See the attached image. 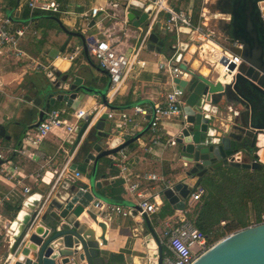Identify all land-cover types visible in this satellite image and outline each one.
Masks as SVG:
<instances>
[{"label": "water", "instance_id": "95a60500", "mask_svg": "<svg viewBox=\"0 0 264 264\" xmlns=\"http://www.w3.org/2000/svg\"><path fill=\"white\" fill-rule=\"evenodd\" d=\"M215 9L229 16V21L218 20L217 30L229 43L242 46V49H231L233 54L241 57L242 64L233 77L218 72L208 77L199 74L196 67L189 70L187 60L180 64V68L189 71L192 77L189 81L174 80L185 94L183 113L187 116L177 124L176 147L181 160L192 165L186 176L196 179L194 187H199L208 171L221 167L264 170V164L257 162L260 158L259 136L264 134V0H219ZM147 18L148 14L138 9H132L129 14V20L136 27L145 24ZM55 20L67 34L83 42L84 53L88 56L84 35L69 31L58 18ZM70 41L67 40L61 49L54 48L49 52L54 62L47 69L42 67L44 76L26 93L27 101L39 110L38 121L31 128L38 127L45 114L58 103L77 109L93 92L86 84V69L70 64L66 70L62 67L65 71L61 69L65 61L60 55L65 53ZM150 41V50L161 53L165 42L156 34L151 35ZM234 69L235 65H232L231 70ZM106 93H99L97 98L109 109H115L109 105ZM229 107L238 115L229 113ZM142 127L149 130L150 123H144ZM114 134V126L106 113L96 121L94 116L87 115L84 122L79 123L77 139L71 147L74 159L70 170L85 174L87 165L93 163L94 172L102 159L128 148L143 136V132L131 131V137L122 145L106 149V143ZM0 137L10 138L2 124ZM238 152L244 153L246 162L229 161ZM100 188L99 183L89 188L74 185L58 192L48 204L37 200L25 204L24 217L14 221L16 231L10 247L11 263L70 264L72 260H78L85 264H105L100 247L107 244L108 226L99 221L96 211L101 203L97 196ZM163 196L174 210L184 212L190 196L189 185L182 181L175 183L164 191ZM82 215L85 223L77 221ZM132 216L137 217V212ZM143 218L150 233L148 237L156 248L150 264H162L161 237L149 217L144 215ZM92 223L102 230L97 240L95 232L88 227ZM192 264H264V223L223 238Z\"/></svg>", "mask_w": 264, "mask_h": 264}, {"label": "built area", "instance_id": "2783aa9c", "mask_svg": "<svg viewBox=\"0 0 264 264\" xmlns=\"http://www.w3.org/2000/svg\"><path fill=\"white\" fill-rule=\"evenodd\" d=\"M209 1L204 0V6L197 16L194 14L192 0L190 1L191 6L187 9L175 6L173 0H105L103 4L92 6L88 11L81 13L79 18L85 23L83 32L86 37L88 53L100 68L107 72L109 77V89L106 93L109 105L114 104L124 84L135 71L146 69L148 61L142 58V55L144 52L154 53L150 50L152 34H156L163 41L170 42L169 56L158 62L157 66L158 70L167 78L171 90L151 106H135L134 113L111 110L102 103L90 111L81 108L72 112L68 110L70 108L51 109L45 114L38 127L25 134L22 146L14 149L11 153L30 156L31 148H37L50 133L60 128L65 131L66 141L73 142L77 138L75 129H78V124L83 122L87 115L94 116V121H96L104 113L108 115V121L113 124L115 131L113 138L106 143V149L122 145L131 137V131L138 133L142 129L138 116L146 119L150 117L147 122L150 123L149 130L152 133V138L149 145H144L146 152L155 153L159 149L166 150L176 146L177 136L165 140L163 126L167 120L187 119L183 113V108L186 105L185 94L182 89L178 88L174 80L179 78L189 81L192 76L189 71L182 70L180 64L187 60L186 65L191 70L194 69L192 68L194 60L205 67L210 74L218 72L221 75L231 74L232 77L238 73V68L242 64L241 57L231 52L232 48L242 49V46L238 43L231 44L226 38H221L214 21L220 20L222 15L213 14L209 10L207 6ZM132 9H138L141 13L148 14L145 24H141L139 27L133 25L129 20ZM26 10L30 11L29 17H25ZM36 12L63 15L66 21H70L73 16V13L65 11L56 0H25V3L15 10L14 15L5 14L0 10V60L14 66L21 65L22 62L28 64L32 62L30 67L35 70L42 69V67L47 69L54 62L49 60L44 64L36 61L24 49L27 42L39 37ZM222 18L229 21V16L223 15ZM92 22L94 24L90 27ZM88 29H92L93 33H87ZM192 49L195 51L194 53L191 52ZM81 51L83 48L77 49L67 56L61 54L60 57L64 61H74ZM187 55L190 56V59L186 58ZM232 65H235L234 70H231ZM7 84L10 83H6L0 75V92L5 91ZM228 112L235 116L238 115V112L231 107L228 108ZM74 132V140L70 141ZM110 157L120 171L125 192L137 197L136 206L140 210L135 207L124 208L100 203L96 210L99 221H103L108 226L115 216L129 217L133 212H137V216L143 217L160 211L164 203V191L173 187L175 183H171L164 176L155 174L144 177L148 181L160 180L165 183L161 193L148 196L142 192L143 178L129 172L127 148ZM6 159L3 154H0V162H3L0 173L6 178L15 179L9 173L10 166ZM229 161L244 163L246 157L243 152H238L232 155ZM257 162L264 164L261 155ZM191 167L192 165L188 162L182 161L185 175ZM68 173L69 163L55 173L58 175L55 180L56 184L69 178ZM46 175L42 176V180L46 179ZM82 175L81 172L75 171L74 179H79ZM188 185L190 196L186 201L187 205L191 202L201 201L205 190L189 183ZM24 191L25 194L30 193L29 188H25ZM262 219L264 220V217ZM225 225L226 222L221 223L220 233H223ZM212 239L213 237L201 232L186 216H182L179 222H168L161 235L162 244L166 247V251L163 252L162 264H192L214 245L211 244ZM196 247L198 250L194 251ZM70 264L76 263L71 262Z\"/></svg>", "mask_w": 264, "mask_h": 264}, {"label": "crops", "instance_id": "0c3cea01", "mask_svg": "<svg viewBox=\"0 0 264 264\" xmlns=\"http://www.w3.org/2000/svg\"><path fill=\"white\" fill-rule=\"evenodd\" d=\"M56 1L62 5L65 11L73 13L70 21H66L64 18L58 19L63 25L66 24L64 25L66 29L71 32L81 33L84 37L83 26L80 25L82 22L79 18L80 14L88 11L92 6H97L105 2V0ZM24 3L25 0H17L18 6L11 10L10 6L12 0H0V10L5 14H13L15 10ZM54 16L52 17L58 29L54 31L55 35H50V43L42 48L40 41L43 38L45 29L38 26L39 19H37L36 23L39 30V37L35 38L33 41L27 42L24 46L26 52L36 59V61L38 60L43 63L46 61L45 63H47L49 60H52L48 55L49 52L54 48L61 49L63 47L60 46L59 42L61 43L64 35L62 34L61 36L59 33L60 31L65 34L67 33L60 27L55 20L57 17ZM87 33L91 34L89 31H87ZM67 35L68 37L65 39V43L69 39L74 41L73 43L70 41L63 56L70 55L77 49L83 48V42L79 38L69 34ZM54 36H58L57 38L59 39H56ZM84 42H86V37ZM164 42L167 43L168 51L165 53L164 47L161 53L154 51V53L146 54V60L148 61L146 69L135 71L126 81L113 104L115 108L113 110L134 113L133 109L135 106H151L154 102L161 100L162 97L171 90L167 78L163 76L157 66L158 62L163 61L165 57L170 54V42H168V40ZM54 44H59V46H55ZM191 52L194 53L195 51L192 49ZM186 58L190 59V56L187 55ZM69 64L72 65V67L87 70L88 75L86 77V84L93 89V92L88 95L84 102H81L77 108L86 111L95 109L102 103L101 99L97 98V95L99 93H106L109 89L108 75L105 74V70L100 68L90 54L88 56L85 55L84 48L74 61L66 60L62 64L61 69L65 68L66 70ZM30 65V63L22 62L21 65L14 66L0 60V75L4 78L6 83H10L6 85L3 93L0 92V124L5 126L6 135L10 137L9 139L0 137V154H3L7 158V164L10 166L9 173L15 178H6L0 173V264H12L10 247L13 243V237L16 231L14 221L19 217L22 211L27 210L24 205L31 203V200L40 202L45 201V203L47 202L48 204L50 200L56 197L58 192L66 190L70 186L77 185L80 188H89L99 183L101 188L97 190V196L101 200V203L129 208L136 207V202L138 201L137 197L127 194L125 189L121 196V201H116L115 197L112 196V185L116 180H122V177L111 157L107 159L113 164H107L104 158L99 162L96 170L93 172V163H90L87 165L88 172L83 174L81 178L74 179V171L70 170L74 159V155H71V147L77 138L73 142H67L65 131L62 128L56 129L50 133L37 148H31L30 156L11 153L14 149H18L22 146L25 134L34 129L31 127L37 123L39 118V110L32 105V103L27 101L26 93L30 92L35 82L41 79L39 75L34 80H31V72L37 74L43 73L42 76H44V72L42 69L35 70L31 68ZM192 66L194 68L196 67V71L199 74L208 77L211 76L209 71L197 61L194 62L193 60ZM55 108L60 109L67 107L62 103H58ZM68 110L72 112L75 109ZM225 118L226 117H224L223 120L224 122ZM138 119L141 127L144 123H148L146 118L138 116ZM177 124L178 123L172 119L164 123L163 130L165 140L178 135ZM142 132L143 136L135 142L134 148H127V166L129 172L143 178L142 183L144 188L142 192L148 196H153L161 193L165 183L160 180L148 181L144 179V177H148L151 174L164 176L174 184L185 179L184 169L182 168V160L176 146L169 147L166 150L159 149L155 153L146 152L144 145H149L151 143L152 133L150 130L145 131L143 127L138 133ZM74 135L75 133L72 134L71 138H74ZM115 142L117 144L118 141L116 140ZM67 163H69L68 174L70 177L56 184L55 180L58 175L55 173L60 171ZM2 164L3 162H0V167H2ZM99 171L105 174L96 177V173L98 172L99 174ZM118 171L119 174L117 176L107 177L111 172ZM48 172L49 174L46 175ZM44 175H46V179L42 180V176ZM186 181L194 185L196 179H188ZM25 188H29L30 193L25 194ZM165 203L167 202L164 201L160 211L148 216L152 226L160 237L168 222H179L182 216H186V211H176L167 203L175 212L172 215L160 218L163 210H165ZM5 204L12 209L18 208L19 212L16 214L14 211L8 210L4 213ZM193 204L196 205L197 203L191 202L188 205L194 207ZM84 215H82L80 219H77V221L85 223L83 220V217H85ZM88 227L95 232L96 240L101 237V228L97 227L94 223ZM149 234L143 217L115 216L114 220L108 225L105 234L107 244L101 245L100 247L104 263L121 264L117 258H115L121 257L123 259L122 264H150L149 261H151V257L156 248H154V243L148 237ZM164 251H166L165 245H163V252ZM71 262L85 264L78 260H72Z\"/></svg>", "mask_w": 264, "mask_h": 264}, {"label": "trees", "instance_id": "16d2710c", "mask_svg": "<svg viewBox=\"0 0 264 264\" xmlns=\"http://www.w3.org/2000/svg\"><path fill=\"white\" fill-rule=\"evenodd\" d=\"M188 3L191 0H185ZM17 0H12L10 9L13 10L17 7ZM30 11H25V17H29ZM35 16L39 19L38 26L45 29L43 38L40 43L42 48L50 43V35H55V29L52 26L56 24L53 17L54 15L36 12ZM54 17L60 18V15ZM57 26V25H56ZM68 37L67 34L60 31ZM56 37V36H54ZM58 37V36H57ZM56 39H59L57 38ZM65 38V39H66ZM64 41L59 42L63 46ZM59 44H54L59 46ZM135 143L131 144L128 148H134ZM107 164H113L109 159L104 160ZM100 172V171H99ZM104 172L96 173V177L102 176ZM118 172H111L107 177L117 176ZM199 187L205 190L201 201L194 207L187 205L186 217L191 220L195 226L209 237L214 239L224 238L228 234L235 233L244 228L250 227L253 224H259L264 220V170H249L241 167H221L207 172L202 178ZM124 192L123 181L116 180L112 185V196L116 201H121V196ZM4 213L14 211L16 214L19 212L18 208L12 209L8 205H4ZM161 217L164 218L172 215L175 211L165 203ZM226 222L223 228L221 223ZM212 240V241H213ZM122 264L121 257H115Z\"/></svg>", "mask_w": 264, "mask_h": 264}, {"label": "rangeland", "instance_id": "374dc122", "mask_svg": "<svg viewBox=\"0 0 264 264\" xmlns=\"http://www.w3.org/2000/svg\"><path fill=\"white\" fill-rule=\"evenodd\" d=\"M193 1V6H194V14L197 16L198 15V13L200 12V10L202 9V7L204 6V4H203V2H204V0H192ZM217 1H219V0H210L209 1V3H208V8H209V10H211V12L214 14V13H217V14H221L222 16H223V14L220 12V11H217L215 8H216V4H217ZM173 4L175 5V6H177V7H180V8H184V9H187V8H189L190 6H191V4H190V2L188 3L187 1H185V0H173ZM222 16H221V18H220V20L221 19H223L222 18ZM225 16H227V15H225ZM60 18H63V15H60ZM62 20V19H61ZM214 23L215 24H218V27H219V22L218 21H214ZM64 25H66V24H64ZM80 25H82L83 26V28L85 27V23L83 22H81L80 23ZM52 26H53V28L55 29V30H57L58 29V27H56V24H53L52 23ZM66 27V26H65ZM217 27V26H216ZM217 27V28H218ZM88 31L90 32V33H93V31H92V29H88ZM53 34H54V32H53ZM61 36H62V34H61ZM221 36V35H220ZM65 38H66V36H63V38H62V41H64L65 40ZM221 38L222 39H224V37L223 36H221ZM64 39V40H63ZM73 41L74 40H72L71 42L73 43ZM168 51V46H167V43H165V48H164V52L166 53ZM146 54H150V53H148V52H144L143 53V55H142V58H145L146 59ZM36 60V59H35ZM38 61V60H37ZM41 62V61H40ZM46 62V61H45ZM44 62V63H45ZM32 63V62H31ZM30 63V64H31ZM42 74L43 73H41V74H37V73H34V72H31V75H32V78H31V80H34L37 76H39L40 75V78H42L43 76H42ZM39 79V78H38ZM168 81V80H167ZM168 85H169V83H168ZM177 123L179 122V121H177V120H175ZM177 148V147H176ZM105 160V159H104ZM184 176H185V179H183L182 180V182H186L187 183V181L186 180H188L189 178H187V176L184 174ZM193 206H195V204H193ZM253 225H255V224H253ZM253 225H251V226H253ZM233 234V233H232ZM229 235H231V233L230 234H228L227 236H229ZM226 236V237H227ZM225 238V237H224ZM223 238H218V239H212L213 241H211V244H216L217 242H219L220 240H222ZM198 250V248L196 247L195 249H194V251H197Z\"/></svg>", "mask_w": 264, "mask_h": 264}, {"label": "bare ground", "instance_id": "6f19581e", "mask_svg": "<svg viewBox=\"0 0 264 264\" xmlns=\"http://www.w3.org/2000/svg\"><path fill=\"white\" fill-rule=\"evenodd\" d=\"M78 125H79V124H78ZM76 130H77V129H75V132H76ZM75 132H74V133H75ZM73 140H74V138H71V141H73ZM258 147H259V149H260L259 153H260V155H261V157H262V159H263V156H264V134H261V135L259 136ZM24 215H25V210L22 211V212L20 213L19 218H20V219L23 218ZM148 244H149V243H148ZM153 246L155 247L154 244H153ZM148 255H149V254H148ZM149 262H151V261H149Z\"/></svg>", "mask_w": 264, "mask_h": 264}]
</instances>
